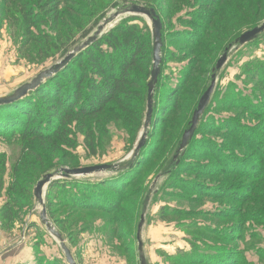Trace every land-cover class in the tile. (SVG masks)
I'll return each mask as SVG.
<instances>
[{
  "label": "rangeland",
  "instance_id": "obj_1",
  "mask_svg": "<svg viewBox=\"0 0 264 264\" xmlns=\"http://www.w3.org/2000/svg\"><path fill=\"white\" fill-rule=\"evenodd\" d=\"M195 1L37 0L34 13L42 24L32 30L35 40L31 42L28 39L31 37L23 30V13L18 9L26 0H0V98L11 96L42 72L63 62L67 55L87 41L82 34L91 28L90 36L94 37L98 32V38L116 27L133 28L145 36L146 45L151 42V48L154 42L152 20L132 13L134 6L156 8L164 26L161 48L163 79L153 92L152 108L157 111L152 126L151 119L146 126L148 108L147 101H144L154 64L149 58L147 70L140 68L138 75L134 76L139 84L132 88L134 94L127 97L129 101L125 100L124 106L115 102L94 118L71 119L43 142H32L19 136L5 138L0 134V154L6 156L1 175L4 186L0 190V264H13L23 250L29 249L37 258V264H68L61 241L41 220L43 206L51 228L61 234L76 264H140L137 235L142 218L143 255L147 264H182L181 258L177 257L191 251L192 241L200 246L211 243L235 246L243 255L239 264H264V199L259 196L264 194V184L258 186L252 199L239 204L219 196L210 197L205 185L200 187L207 195H199L194 190L195 184L194 188H184L179 185L182 181L179 179L198 180L213 185L215 189L236 186L241 190L254 184L253 181L223 174L180 173L173 166L183 132L191 123L200 99L214 81V93L209 108L200 119L197 140L207 138L214 144L232 148L240 156H253L238 141L216 131L218 126L214 121L239 118L258 127L264 121L253 119L240 104L233 105L242 102L240 97L244 95L264 104V86L254 85L249 78L251 67L264 64V33L256 41L242 45L237 42L246 32L264 23V0H223L229 4L225 9V14L229 15L226 19L220 16L219 21L214 20L212 24L193 15L191 11L206 10ZM42 5L48 11H44ZM192 19L194 21L189 23ZM97 21L99 25L95 27ZM101 26L104 27L99 30ZM188 34L194 39L201 36L202 39L198 40L201 43H187ZM72 42L77 45L69 46L65 56V49L61 47ZM223 56L227 57V63L217 69ZM185 67L188 71L190 69L191 78L182 92L168 102L166 96L170 91L186 80L181 73ZM45 104L42 102V106ZM164 105L170 107V113L163 111ZM51 116L42 114L39 119L42 124L48 122L51 125ZM259 129L264 133L263 126ZM143 135L151 142L150 149L156 148V152L151 150L150 154L135 158ZM197 143L195 141L190 146ZM196 161L205 167L203 170L215 165L212 157ZM132 163L137 164L138 176L135 172L130 173V169L120 174L102 171L85 177L70 176L68 183L76 180L97 184L99 179L108 177L104 180L108 181L121 175L129 178L125 180L127 188L120 195L100 198L97 210H78L69 205L66 201L72 196V188L67 184L64 191H60L55 186L66 171L99 165L126 168ZM46 175H51L52 180L44 190L42 205L35 193L37 183ZM106 188L110 186L106 185ZM13 199H16L15 203ZM105 201L114 207L104 211L103 208H107L103 204ZM8 203H14L11 209L16 218L12 224L1 214ZM164 209L167 213H163ZM176 211L188 214L178 215ZM203 211L221 212L227 216L215 219ZM206 225L219 229L222 236L233 237L218 238L204 229ZM233 227L238 230L232 233L230 229ZM3 250L7 252L1 254Z\"/></svg>",
  "mask_w": 264,
  "mask_h": 264
},
{
  "label": "trees",
  "instance_id": "obj_2",
  "mask_svg": "<svg viewBox=\"0 0 264 264\" xmlns=\"http://www.w3.org/2000/svg\"><path fill=\"white\" fill-rule=\"evenodd\" d=\"M36 1L37 0H26V3H22L21 6L18 7V9H21L25 20L23 30L26 36L31 37L28 38L31 42H34L35 40L33 38V34L31 33L32 30L39 24H42L41 20L39 21V17L35 16L34 13L35 8H37ZM195 2L206 10H204L205 12H191L195 17L207 20V23L209 24H212L214 20L219 21L220 16L226 19V16L229 15L225 14L227 10L226 6H229V4L224 3L223 0H196ZM60 3L62 2L60 1ZM116 4L117 3H115V5ZM24 6L29 7L25 8ZM42 8L44 11H48L43 5ZM153 9H155L156 14L158 15L156 8H148V10ZM192 21L194 20H190L189 23ZM95 25V27H97L99 22L97 21ZM92 32V28L84 31L82 34L83 39H86L87 41L90 40ZM185 32L191 31L186 30ZM260 35L252 41H256ZM190 36L191 35L189 34L187 35V43L194 45L201 43L198 41L201 36L198 39L190 38ZM163 42L164 38L162 34V46ZM237 42L240 43V38ZM72 44L74 46L77 45L72 42L65 47H61V49H65L64 55L68 54L67 48ZM148 44L146 45L145 36L143 34L136 33L133 28L125 27H116L111 30L110 33L106 34V36L98 38L95 42H89V45L81 48L76 56L69 60L66 67L53 74L51 78L45 80L38 86V88L30 91L27 95L23 96L22 99L16 102L9 103V105H0V134L5 138L19 136L23 139L28 138V140L32 142H43L45 139L52 137L49 135L52 133L54 134L55 131H59L60 128L64 126V123L67 124L71 119L83 121V119L89 117L94 118L98 113L107 110L106 108L110 107L112 103L115 102L121 103L124 106V104L129 101L127 100V97L134 94L132 88H136L139 84L137 77H134L138 75L137 71L140 70V68L147 70L146 63L149 58H151V63H153L154 49L153 46L150 48V41ZM54 48L56 49L57 47ZM61 49L58 48V50ZM226 51H228V49ZM190 69L192 70L191 66ZM190 69L188 71L185 67V69L181 72L182 76L186 77V80L185 82H181L174 90L170 91V93L166 96L168 102L172 101L174 96L182 92L185 87L184 85L191 78ZM152 70L153 69H151L149 73V77L151 76ZM249 71L251 75L249 78L252 79L253 84L264 86V64H259L256 67L253 66ZM158 78L159 80L157 84H155V88L160 85L161 79H163L162 73H160ZM67 79L69 82L66 84ZM147 93L144 95L145 102L148 98ZM154 95L153 100L155 97ZM240 98L242 102L233 105L239 106L240 104L242 108L245 109V112H247L253 119L256 118L264 120V104L247 95ZM125 100L127 101L125 102ZM42 102H46V104L42 106ZM46 108H48V110L45 111ZM208 108L209 104L207 109ZM162 109L164 112H167V114L170 113V107H168V105H164ZM156 111L157 109L154 108L151 117V126L153 125L152 119H155ZM42 114H47L49 117L52 115L51 118H53V123H51V125H49L48 122L42 124V121L39 119V116ZM204 114L205 112L201 115L200 119ZM55 119H58L59 121L54 122ZM191 124L192 121L186 130L190 128ZM214 124H217L218 126L216 131L222 133V135L228 138L238 141L239 145L243 149L250 151L253 156H240V154L233 151L232 148L228 149L227 146H221L217 143L214 144L215 142L207 138L202 139L201 141L197 140L196 135L200 125L199 123L194 137L187 147L195 141L198 143L194 146H190L188 151L187 148L184 151H180V143L177 149V155L175 156L176 159L173 164L175 170H178L180 173L195 172L208 176L223 174L231 178L238 177L248 179L253 181L254 184L243 187V190H241V188H237L236 186L215 189L213 188V185L205 184L198 180L179 179L182 180L179 185H181V187H189L191 189L194 188L195 184L194 190L199 195H203L205 193V191H203V187H200L205 185L204 187L207 189L206 193L211 194L210 197L212 198H217L219 196L229 201L234 200L239 204H244L254 197V191L257 190L258 186L261 187V185L263 186L264 184V133L259 129L261 126H263L264 129V121L259 127L251 126L246 122L244 123L239 118L222 119L220 122L215 120ZM52 126L54 129H50ZM185 132L186 131H184L183 134ZM150 143L151 142L146 139L142 148L137 152L135 151V158H137L140 154H150L151 150L152 152H156V148L150 149ZM206 144L208 147H205ZM201 147L209 152L207 153V151ZM207 157L214 158L215 165L212 169L207 168L208 170H203L205 167L203 165L200 166V163L196 160H202ZM5 160L6 156L4 154H0V190L4 186L1 175L5 169ZM143 163L145 162L143 161ZM136 165L132 163L126 168L116 165L117 168L114 169L111 168L113 166H108L110 168L108 172L109 174H120L130 171V173H137L136 176H138L139 169H137ZM126 174L125 176H128V174ZM70 176L67 174L62 175V179L56 181L55 186L60 191H64L65 185L69 184V188H72V196L68 198L66 203L75 206L78 210L99 209L100 198H106L105 196L109 195H113L112 197L120 195L122 191L127 188L126 185H128V182L125 180L129 179H126L121 175L120 177H116L114 179L110 178L108 181H104L108 177L99 179L97 184L91 183L90 181L76 182V180L68 183ZM130 176L131 175L129 174V177ZM106 185L110 186V188H106ZM259 196L264 199V194H259ZM13 200L15 203L16 199ZM14 203H8L7 206L1 210V214L4 215V218H6L11 224L16 218V215H14L13 210L11 209ZM103 204L107 206V208L102 207L104 211H106V209L111 210L109 207H114L113 204L110 205L109 203H106V201ZM262 204L264 206V200ZM203 212V214L212 216V218L215 219L227 216L220 214L221 212ZM163 213H167V211L164 209ZM176 214H188V212L176 211ZM193 215H195V213ZM164 217V219H166V216ZM256 217H258V215ZM233 228L234 229H230V232L232 233L234 230H238V228ZM204 229L218 238L225 239L227 237L228 239H232L233 237L222 236L219 229L212 228V226L209 225H206ZM177 258H181L182 264H239L243 261L242 253L236 250L235 246L232 248L230 245L222 243H211L200 246L196 243V241L191 242V251L189 253ZM177 258L172 257L173 260Z\"/></svg>",
  "mask_w": 264,
  "mask_h": 264
},
{
  "label": "water",
  "instance_id": "obj_3",
  "mask_svg": "<svg viewBox=\"0 0 264 264\" xmlns=\"http://www.w3.org/2000/svg\"><path fill=\"white\" fill-rule=\"evenodd\" d=\"M131 12L134 14H140V15H144L146 17H148L149 19L152 20L153 23V34H154V42H153V49H154V54H153V70L150 76V82L148 84V99H147V108H148V113H147V119H146V126H149L150 124V119L152 117L153 114V91L155 88V84H157L158 80H159V75L161 73V65H162V29H163V23L162 20L159 18V16L156 14L155 9L153 10H148L147 8L143 7V6H134L131 9ZM104 26H101L99 28V30H102ZM264 33V23L261 26L256 27L255 29L246 32L244 35H242L241 39H240V45L244 44V43H248L254 39L257 38L258 35ZM98 32L97 34H95L94 37H91L90 40L86 41L83 45H81V47H78L74 50L73 53L69 54V56L66 57V59L59 63L56 64L54 67H52L51 70L49 71H45L42 72L41 74H39L37 76L36 79H34L32 81V83L30 84H25L23 85V87H21L20 89L16 90L14 92V94H12L9 97H3L0 98V105H9V103H13L16 102L20 99L23 98V96L27 95L30 91L38 88V86L40 84H42L45 80H47L48 78H51L53 74L59 72L61 69H63L64 67H66V64L69 62L70 59H72L73 57L76 56V54L81 50V48L89 45V42H95V40L98 39ZM227 57L223 56L221 58V60H219V63L217 65V69H220L223 67L224 64L227 63ZM214 85H215V81L212 83L211 87L207 90V92L202 96V98L200 99V102L198 104V108L197 110L194 112L193 114V118H192V124L190 126L189 129L186 130V132L183 134V139L180 145V151H184L188 144L190 143V141L193 139L194 134L197 130V127L200 123V117L201 115L205 112V110L208 107L209 102L211 101L212 95L214 93ZM146 135L142 136V140L140 142V144L138 145L136 152L139 151L142 146L144 145L145 141H146ZM112 169L117 168V166H113L111 167ZM110 168L108 166L105 165H99V166H94V167H85L84 169H74V170H70V171H66L67 175H71L74 177H85L87 175H92V174H99V172L102 171H106L107 173L108 170ZM52 180V176L51 175H46L41 182L38 183V186L36 188V198L39 200L40 204H44V199H43V193L45 188L48 186V183H50ZM41 220L43 221V223L46 225V227L49 229V231L56 237L58 238L61 243H62V249L64 251V255L66 257L67 263L68 264H76L75 258L73 257V255L71 254V251L69 250V248L67 247L66 243L62 241V236L60 233L55 232V230L53 228H51L48 220H47V214H46V208L45 206H43L42 209V213H41ZM143 223H144V219H141V223L139 224V230H138V235H137V240L139 242V253L141 255L140 257V264H147V261L143 255V250H144V243L142 240V229H143Z\"/></svg>",
  "mask_w": 264,
  "mask_h": 264
},
{
  "label": "crops",
  "instance_id": "obj_4",
  "mask_svg": "<svg viewBox=\"0 0 264 264\" xmlns=\"http://www.w3.org/2000/svg\"><path fill=\"white\" fill-rule=\"evenodd\" d=\"M30 250V249H29ZM29 250H23L21 254H19L13 264H37V258L34 257V253ZM11 250H9L10 252ZM28 251V252H27ZM6 250H3L1 254H5Z\"/></svg>",
  "mask_w": 264,
  "mask_h": 264
}]
</instances>
